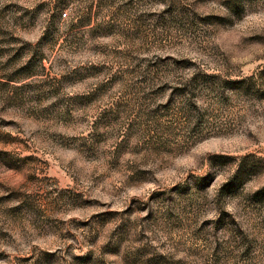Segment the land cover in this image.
<instances>
[{
  "label": "rangeland",
  "instance_id": "374dc122",
  "mask_svg": "<svg viewBox=\"0 0 264 264\" xmlns=\"http://www.w3.org/2000/svg\"><path fill=\"white\" fill-rule=\"evenodd\" d=\"M0 264H264V0H0Z\"/></svg>",
  "mask_w": 264,
  "mask_h": 264
}]
</instances>
